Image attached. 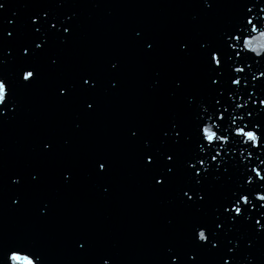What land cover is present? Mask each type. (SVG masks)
Listing matches in <instances>:
<instances>
[{
	"label": "water",
	"instance_id": "95a60500",
	"mask_svg": "<svg viewBox=\"0 0 264 264\" xmlns=\"http://www.w3.org/2000/svg\"><path fill=\"white\" fill-rule=\"evenodd\" d=\"M0 3L5 4L0 12V55L5 60L0 72L12 81L17 101L15 112L0 117V264L6 251L18 245L36 251L43 264H102L101 257L110 264H172L169 248L178 256L176 264H191L190 252L197 254L199 264H222L223 249L197 248L191 225L210 220L228 185L212 187V198L199 212L181 204L177 191L185 177L178 168L167 188L156 185L159 168L145 166L149 149L144 141L152 149L167 150L159 129L173 117L187 118L182 96L170 95L175 81L183 80L185 93L205 91L207 67L200 43L215 40L235 18L236 6L249 0H216L211 11L202 0ZM40 10L59 17L75 13L73 27L65 43L49 36L46 52L31 57L39 78L22 87L18 71L29 60L22 56V45L34 39L27 25ZM8 19L15 21L13 37H7L12 31ZM137 31L156 41L151 52L134 38ZM181 42L188 43L190 53L180 52ZM257 46L264 47V41ZM55 58L57 65L50 67ZM258 67L264 70V65ZM85 74L97 80L92 93L79 87ZM64 84L76 87L61 97L58 86ZM92 100L94 108L87 110L85 101ZM137 128L138 138L130 140ZM49 141L51 151L43 148ZM101 157L109 163L107 174L97 173ZM66 172L71 173L68 181L63 179ZM15 178L21 183L14 185ZM17 196L22 198L19 206L12 204ZM231 235L250 239L255 233L242 224ZM216 238L225 242L223 232ZM254 244L239 250L242 264H248L249 252L255 264H264V236Z\"/></svg>",
	"mask_w": 264,
	"mask_h": 264
},
{
	"label": "snow or ice",
	"instance_id": "6c2138e0",
	"mask_svg": "<svg viewBox=\"0 0 264 264\" xmlns=\"http://www.w3.org/2000/svg\"><path fill=\"white\" fill-rule=\"evenodd\" d=\"M205 10L211 11L216 0H202ZM239 10L230 25L222 30L213 41L200 43V55L207 67V79L203 93H185L184 82L177 79L170 93L172 97L181 95L183 112L186 119L173 117L160 129L161 144L152 149L148 140L144 141L146 167L159 168L155 184L167 188L175 180L179 171L185 182L178 188L177 196L181 204L194 207L197 212L212 198L210 189L216 185H228L227 191L215 203L210 220L200 221L191 225V236L195 246L208 251L222 248V264H242L237 259L239 250L252 249L254 241L264 236V47L257 46L264 41V3L249 0L247 4L236 6ZM5 8L0 3V12ZM13 12L12 16L16 17ZM75 13L59 17L48 10L37 11L30 16L27 27L33 32L34 39L22 45V56L28 61L18 71V84L31 87L39 78V72L30 60L31 57L46 52L49 36H58L65 43L71 35ZM7 24L15 32L14 19ZM62 29V33H61ZM144 45L146 52H151L155 40L145 37L137 31L135 37ZM151 40V42H149ZM183 54L190 53L187 42L179 44ZM58 58L51 59L50 67H55ZM5 60L0 55V67ZM119 61L111 64L117 69ZM256 67V71H253ZM79 87L92 93L97 87L96 78L85 74ZM116 82L111 83L115 88ZM59 87V96L71 94L75 84H64ZM86 109L92 110L95 101H85ZM17 101L13 91V83L0 72V117L6 112H15ZM140 134L137 128L131 132L130 140ZM52 142H45L43 148L52 150ZM98 174H107L109 163L100 158L96 161ZM37 175L32 176L36 180ZM63 179H71L66 172ZM14 185L21 183L20 178L12 180ZM186 198V199H185ZM21 197L12 199V204L19 206ZM42 213L45 209H41ZM248 224L255 236L245 239L243 236H232L237 225ZM224 234V243L216 237L219 232ZM87 241L79 243L84 250ZM172 264H176L178 256L168 249ZM248 264H255L251 253L246 254ZM102 264H110V259L101 257ZM187 261L199 264L196 253L187 254ZM4 264H43L41 255L30 247L18 245L9 248L4 255ZM185 264V262H181Z\"/></svg>",
	"mask_w": 264,
	"mask_h": 264
}]
</instances>
